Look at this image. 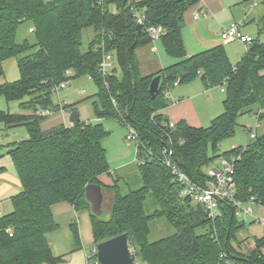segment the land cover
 <instances>
[{
  "label": "trees",
  "instance_id": "trees-1",
  "mask_svg": "<svg viewBox=\"0 0 264 264\" xmlns=\"http://www.w3.org/2000/svg\"><path fill=\"white\" fill-rule=\"evenodd\" d=\"M198 2L0 0V79L2 64L9 59H16L20 72L14 83L0 82V96L19 102L24 111H0V124L6 130L25 127L29 134L28 139L7 147L6 155L23 189L11 199L13 210L0 216V264L63 263L47 239L59 227L51 208L60 202L70 203L77 212H89L95 246L126 234L135 249L134 264H264V234L254 238L253 250L246 254L234 245L237 235L248 227L234 203L219 200L216 215L210 217L203 203L181 196L182 186L165 164L170 158L180 171L206 185L211 176L204 168L210 162L232 161L234 202L264 209V134L246 147L219 154L220 144L233 136L241 115H254L259 125L264 120V42L254 38L236 64L224 46L188 55L182 35L184 16ZM136 11L144 16L140 32ZM150 27L163 29L159 40L175 62L156 74L142 76L136 52L153 41ZM88 28L95 35L84 51ZM260 31L264 33V28ZM111 52L116 53L117 67L102 74L100 64ZM157 75L161 84L152 96L150 84ZM85 77L97 86L96 122L80 120L70 127L42 131L40 122L46 117L42 113L61 108L53 99L56 87ZM198 79L207 90L225 87L224 113L208 128L185 121L169 128L170 120L164 114L171 105L167 92L177 81L186 85ZM104 120H118L136 132L141 188L122 194L120 177H112L116 171H110L102 145L109 134ZM104 174L113 178V186L100 183ZM89 185L114 192L109 220L90 213ZM156 219H164L178 232L150 241V223ZM70 228L74 249H78L77 221ZM89 260L98 264L97 255Z\"/></svg>",
  "mask_w": 264,
  "mask_h": 264
},
{
  "label": "rangeland",
  "instance_id": "rangeland-1",
  "mask_svg": "<svg viewBox=\"0 0 264 264\" xmlns=\"http://www.w3.org/2000/svg\"><path fill=\"white\" fill-rule=\"evenodd\" d=\"M241 1L237 7L240 10H244L245 14L243 18L247 22L249 32L254 36L255 39H259L264 42V33L260 30L264 28V0H239ZM258 5L254 8L255 3ZM228 17V16H227ZM235 23V22H234ZM239 23V22H238ZM94 30L88 28L84 32V46L85 51L94 38ZM153 43L156 45L157 52L152 50ZM232 63L236 64L239 62L240 56L238 53H245L248 51L246 46L243 47L237 41H233L230 46ZM244 49V50H243ZM137 57L139 61V70L142 76L151 74L152 65L159 66V71L164 70L169 66L170 57L166 54L164 47L160 40H155L150 44L141 47L137 50ZM111 58L112 66L117 67V57L115 52L108 54ZM243 55V56H244ZM4 75L0 79L1 83H14L19 80L20 72L15 58L9 59L2 64ZM113 67H108L107 73H111ZM183 85H180L181 88ZM202 83L200 80L193 82L189 85V88L194 91L201 89ZM177 88L176 90H178ZM223 90V91H222ZM84 91V93H83ZM97 93V86L89 78H82L75 80L68 84L65 89H60L58 93H55L53 99L60 100L61 105L64 103L68 107L75 106L78 107V111L81 112L83 117H89L91 123L96 122L94 120L93 103L96 101L94 96ZM226 98L225 87L216 88L212 97L207 100L206 97H198L195 100L196 107L199 111L201 117V123L203 128H208L211 122L218 116L222 115L225 111L223 102ZM69 109V108H68ZM0 111L9 112L12 114L24 113L19 107V102H8L3 96H0ZM69 113V112H67ZM105 129L108 131V136L103 139L102 145L107 150V160L110 166V171L116 173L112 177H120L119 189L122 194L129 192L130 190H137L142 187L141 178L139 175L138 164L140 160L137 158V140H127V136L130 134V128L118 120H104L102 121ZM4 126L0 124V129ZM256 130L258 136L264 134V123L261 122L260 127H258L257 119L250 113L241 115L238 118L237 125L235 127V132L232 137L224 140L220 144L219 154L229 151L234 148L246 147L251 141V131ZM4 133L0 131V143L3 140ZM10 136L14 140H26L28 139L27 130L25 127H18L12 129ZM4 153V152H3ZM2 152L0 151V155ZM209 157L212 156L211 149L208 152ZM130 164V165H129ZM127 165V166H126ZM126 166L125 168H121ZM218 168L223 170L220 159L210 162L204 170L208 173L210 170ZM114 196V192H105V201L103 204L104 214L102 219L109 220L111 216V202ZM150 201H148V204ZM10 206V204H9ZM247 207H251L254 216L257 218H264V213L261 212V208L256 204H248ZM10 209H12L10 207ZM11 211V210H10ZM84 212V211H82ZM86 212V211H85ZM88 212V211H87ZM248 223V227L243 232L237 235L238 240L234 242L236 248L243 253H248L253 250L254 238L255 236L260 238L264 234V225L259 224L256 219L250 216L240 217ZM255 221L252 225L250 222ZM151 234L150 241L154 242L165 237L172 236L178 232V230L172 225L168 224L164 219H156L150 223ZM84 239L87 240L88 237L91 238V229L89 221L87 220L83 226ZM131 254L134 255L135 249L131 247ZM96 246L94 245V248ZM88 252H90V247L87 246ZM87 250V249H86ZM98 263V262H97ZM92 264H95L92 261Z\"/></svg>",
  "mask_w": 264,
  "mask_h": 264
},
{
  "label": "crops",
  "instance_id": "crops-1",
  "mask_svg": "<svg viewBox=\"0 0 264 264\" xmlns=\"http://www.w3.org/2000/svg\"><path fill=\"white\" fill-rule=\"evenodd\" d=\"M240 2L241 1L239 0H199V2L194 7L186 12L184 16L185 27L182 31V35L188 55L197 54L201 51L212 49L218 46H224L228 57L232 61L231 51L229 48L233 41L224 40L222 38V33L232 23L241 22L240 20L244 16L245 11H239L237 5ZM198 10H203L206 14L199 20H195L194 15ZM243 22V32L254 38V36L249 32L247 22H245L244 18ZM152 50L155 53L157 52V48L154 43ZM237 55L240 56V60L243 57L244 53L240 52ZM168 61L169 65L175 62V60L173 59ZM159 69V66L157 67L153 64L150 71L151 74L149 75L160 72ZM196 81L197 80L193 82ZM191 83L183 85L181 88H179L180 85H178L171 90L168 96L171 105L164 111V114L170 121H173L175 123L185 121L193 127H202L201 117L196 107L195 100L198 97L202 96L206 97V99L209 100L216 88L207 90L201 81V89H199L198 91H194L193 89L189 88V85ZM177 88L179 89L176 90ZM95 95H93L94 99L98 100ZM54 102L61 108L59 111L49 113L46 117H44V119L40 122V128L42 131H48L60 125H64L66 127L72 126V123L70 122V114L73 110L78 111V107H76L75 109V106H72L69 109H65L64 107L67 105L66 103H64L62 106L59 99L58 101L54 99ZM78 113L80 115L81 121H91L89 117H83L81 115V112L78 111ZM93 114L94 120H97L95 113ZM261 122L264 123V120H262ZM1 130L4 135L3 140L0 143V151L2 152V154L0 155V168L3 169L0 172V216L6 215L13 210L11 199L19 194L23 189L22 183L13 162L10 157L6 155L8 151L7 147L10 144L18 142L19 140H14L11 138L10 133L12 132V129L6 130L3 128L0 129V131ZM27 136L29 137L28 132ZM126 166H123L121 168H125ZM99 181L102 185L113 186V178L109 174L100 176ZM10 207L12 209H10ZM51 209L54 218L59 225L57 230L47 235V239L54 256L63 257L64 261L62 264H92L93 260H89V257L94 250L95 244L92 235V225L89 212H77L74 207L67 202L57 203L53 205ZM87 220L90 224L91 238L88 237V239L85 240L83 237V226ZM74 221H77L81 238V246L78 249H74L71 237L70 226ZM87 246L90 247V252H88L89 249L86 248Z\"/></svg>",
  "mask_w": 264,
  "mask_h": 264
},
{
  "label": "built area",
  "instance_id": "built-area-1",
  "mask_svg": "<svg viewBox=\"0 0 264 264\" xmlns=\"http://www.w3.org/2000/svg\"><path fill=\"white\" fill-rule=\"evenodd\" d=\"M137 1V0H135ZM258 5L256 2L253 7L255 8ZM205 11L198 10L195 15L194 19L199 20L202 16H205ZM135 18L136 22L139 25H142L144 23V16L141 12L136 11L135 12ZM244 22L239 23H232L227 29H225L222 33V38L224 40H230V41H238L244 46L251 47L254 42V38L248 34H245L243 32ZM32 31V30H30ZM148 33L153 41L159 40L162 34L164 33L163 29L159 27H150L148 28ZM108 67H113L111 58L109 55L104 56L103 61L100 64V70L102 74H107ZM70 73L67 72V75ZM70 82H62L60 85H58L55 89V93H58L60 89H65ZM179 82L174 83V87L178 86ZM171 91L167 92V95L169 96ZM49 112L45 111L42 113L43 116H47ZM177 123L173 121H169V128H175ZM260 125L258 124V127ZM257 137L256 130L251 131V138L255 140ZM138 136L136 132L133 129H130V134L127 136V140H137ZM167 153V152H166ZM171 154L172 152L169 151ZM166 166H168L171 170V174L174 177V180L179 183L182 186L181 189V196L182 197H190L191 199L203 203L208 211L210 217H214L217 213V207L219 200H229L230 202H233L237 209V215L238 217L243 216H250L256 219V221L259 222V224L264 225V218H257L254 216L253 210L251 207H247L246 205H243L239 202H234V191L232 189V183H233V175H234V166L233 162L226 160L224 158L220 159V164L223 168V170H220L218 168H214L210 170L209 176H211V180L206 183V185H201L196 183L193 179L190 178V176L178 169L176 167L170 158H167L165 161ZM254 204V203H252ZM261 208V212L264 213L263 207L259 206ZM97 254L96 247L92 251V254L90 255L89 259L91 257H94Z\"/></svg>",
  "mask_w": 264,
  "mask_h": 264
},
{
  "label": "water",
  "instance_id": "water-1",
  "mask_svg": "<svg viewBox=\"0 0 264 264\" xmlns=\"http://www.w3.org/2000/svg\"><path fill=\"white\" fill-rule=\"evenodd\" d=\"M138 31L142 26H138ZM161 76L157 75L152 79L150 84V93L155 96L160 88ZM80 121L78 111L70 114L72 124ZM86 201L90 206V213L98 218L104 214L103 204L105 201V190L101 185H89L86 187ZM98 264H134L131 249L126 234L119 235L112 239L99 243L96 246Z\"/></svg>",
  "mask_w": 264,
  "mask_h": 264
}]
</instances>
